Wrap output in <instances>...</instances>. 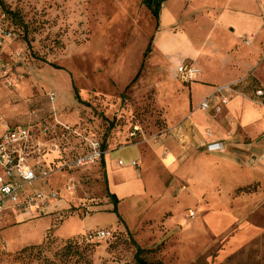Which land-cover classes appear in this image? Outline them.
Segmentation results:
<instances>
[{
  "label": "rangeland",
  "instance_id": "obj_1",
  "mask_svg": "<svg viewBox=\"0 0 264 264\" xmlns=\"http://www.w3.org/2000/svg\"><path fill=\"white\" fill-rule=\"evenodd\" d=\"M2 1L0 29L12 37L0 48V135L7 125L37 119L71 127L80 135L48 137L60 150L50 158L53 169L89 153L91 141L112 157L133 146L139 166L132 174H140L146 189L144 196L120 200L114 212L101 160L55 171L33 189L55 191L56 201L0 221V264H264L261 161L246 157L231 165L207 156L201 136L210 130L189 121L190 86L176 71L182 62L201 75L217 71L208 63L217 61L214 48L228 42L219 33L210 36L226 0H168L160 11L161 18L168 10L166 29L142 0ZM260 18L264 23V10ZM162 33L169 49L159 42ZM257 45L255 67L230 80L252 100L264 85V39L252 33L228 51L247 53ZM228 52L218 60L225 62ZM234 60L229 73L241 71ZM193 86L196 108L209 90ZM198 110L195 117L205 121ZM205 113L223 126L221 113ZM101 230L109 237L89 240ZM28 247L35 249L20 254Z\"/></svg>",
  "mask_w": 264,
  "mask_h": 264
},
{
  "label": "crops",
  "instance_id": "obj_2",
  "mask_svg": "<svg viewBox=\"0 0 264 264\" xmlns=\"http://www.w3.org/2000/svg\"><path fill=\"white\" fill-rule=\"evenodd\" d=\"M261 10H264V0H226L224 12L221 14L217 24V26L219 25L220 27H216L215 30L212 31L210 37L213 39L214 34L219 33L220 37L228 42V45L221 50L216 47L214 48L216 54L218 52V55L215 54L217 61L210 60L208 64H210L211 68L217 69V71L210 74H200L197 81L194 82L208 87L209 93L205 97L209 96L216 87L231 84L233 81L230 80L235 75L255 67L257 58L261 52L260 46L257 45V47H253V49H250L247 53L238 50L236 54L232 55V53L230 52V54L228 51L231 50V47L234 48L236 45H239L241 39L249 34L258 33L259 40L264 39V37H262L264 36V33H262L264 32V30H262V25H264V23H262V19L260 18ZM165 14L166 16L168 15V10L164 11L160 18V22L162 19L164 29H166L169 22L168 17H166L164 22L163 17ZM232 29H234L233 32L231 31ZM260 33H262V35ZM162 35V40H159V42H162L163 48L169 49L172 46V42L170 39L166 38L165 34L162 33ZM249 38L250 37L247 39ZM179 40L185 49V45L190 47L185 37L181 36ZM253 41L254 39L252 42ZM222 50L224 52L227 51L231 55L228 57L226 56L225 62L218 60L220 55H222ZM236 58H238V69L241 71L235 70L229 73V64L231 60L235 59L234 61H236ZM184 64V62L179 63L177 68ZM194 83L185 84L190 86L191 103L194 110L189 117V121L195 124L197 128L210 130L202 133L201 147L203 150H205L207 143H221L224 148L221 152L212 153L207 156L211 159L227 161L226 163L231 165H234L238 159L242 160L246 157H256L257 160L261 161V169L264 170V103L256 104L250 98L235 96L229 104L223 108L220 114V116H222V125L227 127V130H225L223 126L211 116L198 110L199 105L194 108L191 87H194L196 91L198 90L197 87L193 86ZM256 90L264 91V85H261V88ZM196 110L199 111L198 113H200V116H204L205 121L195 117L197 114ZM181 112L184 114L185 109H181ZM10 127L13 126L7 125L0 137H2ZM237 132L239 135L235 136ZM206 133H209L210 137H207ZM228 133H231V136H229ZM116 151L119 152L116 157L110 155L111 151L104 155V167L107 172L111 192L117 196L119 201L142 195L144 196L146 183L142 180L140 174H132L131 170V168L136 167L132 163H137L136 161L139 159L138 151L133 146L121 148ZM153 151L157 154H159L158 152L162 154L160 148H157V150L153 149ZM124 155L128 156L124 158ZM172 158L173 156L168 155L166 157V162L170 163ZM21 214L24 213L9 210L4 213L0 221L7 217H22Z\"/></svg>",
  "mask_w": 264,
  "mask_h": 264
},
{
  "label": "built area",
  "instance_id": "obj_3",
  "mask_svg": "<svg viewBox=\"0 0 264 264\" xmlns=\"http://www.w3.org/2000/svg\"><path fill=\"white\" fill-rule=\"evenodd\" d=\"M11 37L12 33L0 29V48L4 40ZM177 74L183 84H191L197 81L200 71L192 64H184L177 68ZM235 96H240L237 84L216 87L201 101L198 109L220 114ZM254 97L253 102L258 103L259 99L264 97V91L256 90ZM48 99L53 102L55 94L49 93ZM66 132L80 135L56 120L51 122L37 119L21 127H10L0 137V219L9 210L24 214L34 210L43 211L58 199V194L51 189L45 192L35 190L34 184L47 180L55 171L79 169L101 160L104 154L101 146L91 141L89 153L78 154L73 160L65 161L53 169L54 161H50V158L56 153L60 154V150L57 145L49 142L48 137H54L57 133L64 136L63 133ZM206 136L210 137V134L206 133ZM223 149L221 143H207L205 146V151L209 154L221 152ZM132 164L139 166L137 163ZM108 237L109 233L101 230L93 233L89 240L101 241Z\"/></svg>",
  "mask_w": 264,
  "mask_h": 264
},
{
  "label": "trees",
  "instance_id": "obj_4",
  "mask_svg": "<svg viewBox=\"0 0 264 264\" xmlns=\"http://www.w3.org/2000/svg\"><path fill=\"white\" fill-rule=\"evenodd\" d=\"M143 4H145L146 6H148L150 8V11L152 13V16L154 18V20L157 22V25L159 24V20H160V11H161V4L159 3H151V2H145V1H142ZM0 6L2 9H5L4 7V3L2 0H0ZM102 151L104 153L105 151V145L102 146ZM101 164L104 165V155H102L101 157ZM106 190H107V197L108 199L110 200V202L112 203L113 205V211L114 212H117V205L119 204V199L117 198V196L115 194H112V193H109L108 191V186H107V181H106ZM121 222V220H119ZM87 242H90L88 241V238L85 239ZM71 242L69 241L68 244L66 246H71ZM33 249H35V247H28V248H24L20 251V254H23V253H26V252H31ZM138 260V264H148L145 260L143 259H136Z\"/></svg>",
  "mask_w": 264,
  "mask_h": 264
},
{
  "label": "water",
  "instance_id": "obj_5",
  "mask_svg": "<svg viewBox=\"0 0 264 264\" xmlns=\"http://www.w3.org/2000/svg\"><path fill=\"white\" fill-rule=\"evenodd\" d=\"M145 2H151V3H159V4H164L165 2H167L168 0H142Z\"/></svg>",
  "mask_w": 264,
  "mask_h": 264
}]
</instances>
